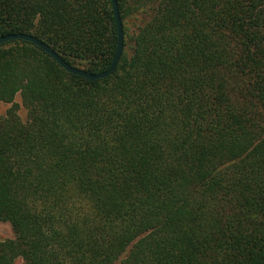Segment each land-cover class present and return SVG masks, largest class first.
Masks as SVG:
<instances>
[{
	"label": "trees",
	"instance_id": "1",
	"mask_svg": "<svg viewBox=\"0 0 264 264\" xmlns=\"http://www.w3.org/2000/svg\"><path fill=\"white\" fill-rule=\"evenodd\" d=\"M117 4L106 78L0 45V264H264V0ZM15 33L92 73L117 45L110 0H0Z\"/></svg>",
	"mask_w": 264,
	"mask_h": 264
},
{
	"label": "water",
	"instance_id": "2",
	"mask_svg": "<svg viewBox=\"0 0 264 264\" xmlns=\"http://www.w3.org/2000/svg\"><path fill=\"white\" fill-rule=\"evenodd\" d=\"M112 4V9L115 17V23L117 28V45L116 50L114 53V56L109 64V66L102 72L99 73H92L87 70H84L82 68H78L76 66L70 65L68 62H66L59 54H57L52 48H50L48 45H46L41 40L37 39L36 37L26 34V33H15V34H7L0 36V45L5 44L9 41L13 40H23L28 41L38 48H40L42 51L47 53L51 58H53L64 70H66L68 73L80 76L82 78L88 79V80H98L103 79L108 76H110L114 70L116 69L118 62L121 58L123 48H124V35H123V27L122 22L120 18V13L118 9L117 0H110Z\"/></svg>",
	"mask_w": 264,
	"mask_h": 264
},
{
	"label": "rangeland",
	"instance_id": "3",
	"mask_svg": "<svg viewBox=\"0 0 264 264\" xmlns=\"http://www.w3.org/2000/svg\"><path fill=\"white\" fill-rule=\"evenodd\" d=\"M14 104L17 105V114L22 122L27 121V111L21 103V98L18 95L14 98ZM11 106L10 103H4L0 101V117L5 116L7 109ZM14 237L11 226L8 222H0V240H8ZM14 264H22L21 259H17Z\"/></svg>",
	"mask_w": 264,
	"mask_h": 264
}]
</instances>
